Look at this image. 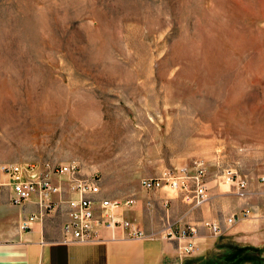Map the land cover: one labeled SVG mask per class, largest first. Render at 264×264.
I'll use <instances>...</instances> for the list:
<instances>
[{"label":"rangeland","instance_id":"rangeland-1","mask_svg":"<svg viewBox=\"0 0 264 264\" xmlns=\"http://www.w3.org/2000/svg\"><path fill=\"white\" fill-rule=\"evenodd\" d=\"M72 163L100 197L135 199L141 230L180 199L141 179L200 163L221 222L249 219L201 227L200 247L196 227L195 253L168 264H264V0H0V166Z\"/></svg>","mask_w":264,"mask_h":264},{"label":"built area","instance_id":"built-area-1","mask_svg":"<svg viewBox=\"0 0 264 264\" xmlns=\"http://www.w3.org/2000/svg\"><path fill=\"white\" fill-rule=\"evenodd\" d=\"M52 173L59 178H66L69 182L68 186L54 182L51 179ZM204 179L203 168L199 163L193 176L186 175L183 171L179 175L167 172L161 177L142 178L140 186L148 192L164 187L175 191L181 201L188 205L186 211L188 213L207 200ZM5 186L9 187V201L14 206L24 204L32 196L36 197V211L23 217L20 224L22 231L29 230L35 221L56 211L59 206L63 205L66 208L60 237V243L63 245H95L115 239H154L156 235L146 234L123 215L126 209L133 207L135 199L128 197L118 200L100 197V178L95 174L79 176V169L75 163L58 165L51 170H40L35 166L20 164H4L0 166V192ZM235 188L239 198H245L248 194V188L243 180L237 178ZM146 205L149 209L152 208L150 202H146ZM162 205L167 209L168 201H163ZM249 214L250 208L245 207L239 213L228 214L222 222L203 221L201 227L212 237H218L222 235L223 229L249 219ZM104 231L109 233L108 238L103 236ZM196 234V226L183 224L175 231L170 230L166 235L177 241L180 245L178 249L184 256L193 254L197 250Z\"/></svg>","mask_w":264,"mask_h":264},{"label":"crops","instance_id":"crops-1","mask_svg":"<svg viewBox=\"0 0 264 264\" xmlns=\"http://www.w3.org/2000/svg\"><path fill=\"white\" fill-rule=\"evenodd\" d=\"M8 194L7 188L0 192V264H168L180 253L177 241L166 235L170 230L175 231L183 224L195 225L200 234L197 240L200 247L204 232L201 221H221V215L227 211L220 200L215 199V196H220L218 194L208 198L204 205L206 214L202 215L197 210L187 214L185 204L174 195L171 200L175 208L171 212L172 221L167 226H144L142 229L146 234H156L154 239H115L95 245H63L60 243L66 215L63 205L59 206L63 211L50 212L35 221L29 230L22 231L23 217L36 211V197L14 206ZM124 216L140 227L138 212H126ZM103 236L108 238L109 233L104 231Z\"/></svg>","mask_w":264,"mask_h":264}]
</instances>
